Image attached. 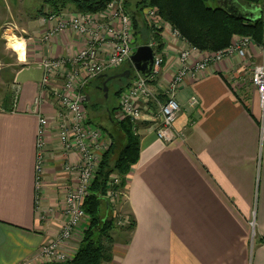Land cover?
<instances>
[{
    "label": "crops",
    "instance_id": "0c3cea01",
    "mask_svg": "<svg viewBox=\"0 0 264 264\" xmlns=\"http://www.w3.org/2000/svg\"><path fill=\"white\" fill-rule=\"evenodd\" d=\"M50 8L44 0H0V49H7L5 33L28 41L26 63L18 62L16 54L6 67L0 62V80L14 86L0 100V264L44 263L40 249L62 228V208L73 178L63 164L78 160L77 154L67 158L62 153L58 108L41 92V81L45 59L71 57L86 39L63 30L46 40L45 32L55 24L44 21ZM77 11L73 3L57 10ZM247 15L253 19L260 12ZM164 36L166 60L155 84L158 89L168 84L179 66L180 50L188 46L169 31ZM252 52L262 58L257 46ZM200 57L195 52L192 59ZM237 59L211 65L178 89L181 112L172 141L159 139L151 121L140 123L139 161L128 175L122 202L112 206L127 219L112 231V264H264V107L257 89L242 82L245 67ZM120 71L100 77L107 84ZM8 95L12 100L6 109ZM41 95L44 100L37 105ZM94 96L88 94V101ZM193 96L199 99L194 107ZM118 106L112 113L107 107L106 113L116 118ZM41 116L51 122L37 188ZM37 199L55 209L47 220L38 216ZM107 203L102 205L104 215ZM87 226L88 220L79 231ZM82 239L77 235L66 243L70 259Z\"/></svg>",
    "mask_w": 264,
    "mask_h": 264
},
{
    "label": "built area",
    "instance_id": "2783aa9c",
    "mask_svg": "<svg viewBox=\"0 0 264 264\" xmlns=\"http://www.w3.org/2000/svg\"><path fill=\"white\" fill-rule=\"evenodd\" d=\"M151 21H162L157 27L163 32L187 43L179 52V66L168 84L157 90L155 84L165 65L164 56L155 51V60L149 77L138 73L131 85L120 96L118 121L129 119L133 124L135 134L142 136L140 123L145 120L152 122L159 139L172 141L176 136L175 123L181 112V105L177 99V91L186 79H198L211 65L222 64L234 58H245L247 51L254 45L251 36H241L236 43L218 51H202L192 45L182 36L180 31L167 25L158 10L151 7L147 11ZM45 22H54L45 32L44 38L51 39L59 31L72 30L85 37L86 45L75 55L68 58H47L44 61L45 73L41 81V92L52 98L58 108V139L62 153L67 156L77 154L76 162L66 161L63 165L71 174L72 183L66 193L62 214L64 223L60 231L39 252V258L44 263H64L71 260L65 251L66 243L76 240V236L83 238L84 232L80 227L89 219L84 203L90 193L98 173L103 155L110 149L112 141L107 131L91 121L86 103L82 99V91L92 79L105 75L120 66L132 64L135 53L132 17L127 12L126 0H112L102 12H75L49 13L44 16ZM164 22V23H163ZM263 61L255 65L252 74V83L257 89L262 107H264V42L259 47ZM201 55L192 59L193 53ZM57 79L61 80L59 84ZM166 99L161 101V95ZM44 100L39 96L35 103L38 105ZM190 104L194 107L199 104L196 96L191 97ZM155 109H157L155 111ZM51 119L40 117V132L37 140L38 164L37 188L41 186L43 174V148L45 146L46 130ZM264 137V130H263ZM119 183V176H111L110 188L105 199L116 203L119 195H125V190L114 187ZM41 220H47L54 214V207H43L39 199L36 206ZM117 223L127 222L126 216L114 208ZM85 229V228H84ZM21 264H29L27 262Z\"/></svg>",
    "mask_w": 264,
    "mask_h": 264
},
{
    "label": "trees",
    "instance_id": "16d2710c",
    "mask_svg": "<svg viewBox=\"0 0 264 264\" xmlns=\"http://www.w3.org/2000/svg\"><path fill=\"white\" fill-rule=\"evenodd\" d=\"M46 1L55 10H58L59 6L73 3L80 12L97 13L102 12L112 0ZM208 1L142 0L141 2L139 1V4H141L142 8H146L147 6L156 8L164 21L169 22L174 28L178 29L190 45L202 51L213 52L225 49L229 46L235 34L251 36L258 44L263 43L264 0H244L259 8L260 15L253 19L241 12L229 0H223L225 6L215 8L210 6ZM134 18L137 21L136 14H134ZM136 25L137 23H135ZM159 41L161 42V39ZM164 47V42L155 47L157 54L161 53ZM103 79L105 80V78L98 77L97 80ZM123 79L127 80L128 77ZM129 86L119 88L115 94L121 96V93ZM93 87L96 89L94 91L96 99H94L95 97H91V101L96 100L97 108L100 98L97 86ZM11 100V95L5 98L4 104L6 105H4V108L8 109L11 107L9 106ZM114 106L111 109V113L116 110ZM89 114L92 115L91 113ZM99 117L101 119L107 117L108 120L113 122L112 128L103 124V128L112 135L110 137L112 145L103 155L98 173L85 200L84 208L89 215L88 226L84 230L83 239L78 250L75 251L74 257L68 264H112L115 243L114 238H112V231L118 226V223L116 216L112 213V206L115 203L113 204L109 200H106L105 195L111 187L110 182L113 174L119 176V183L114 188L120 191L126 189L128 175L133 165L137 164L140 158L141 136L135 134L131 121L129 119L118 121L114 117L111 118L107 113L105 115L101 114ZM116 130H118L119 134H117ZM122 199L123 195H119L117 201L122 202ZM104 203H107L109 207V212L106 215H102L101 213ZM131 224L134 225V222Z\"/></svg>",
    "mask_w": 264,
    "mask_h": 264
},
{
    "label": "rangeland",
    "instance_id": "374dc122",
    "mask_svg": "<svg viewBox=\"0 0 264 264\" xmlns=\"http://www.w3.org/2000/svg\"><path fill=\"white\" fill-rule=\"evenodd\" d=\"M139 1L141 2L142 0H126V9H127V12H129V14L131 15L132 22H133V33H134V37H133L134 39L133 40H134L135 51L137 50V48L139 46L144 45V44H149L151 46L153 45L155 48V47H158V45L160 43L164 42V45L166 46V43L164 41L165 31L163 32L160 28L157 27L158 25H160L162 23V21H160V20H158L157 22H155L154 20L150 21L147 17V11L151 8V6H147L146 8H142V6H140L141 4H139ZM229 1L234 6H236L241 12H243L245 14H248L251 11H256V10L259 11L258 7H256L253 4L247 3L244 0H229ZM44 2L49 4V2H47L46 0H44ZM127 3H128V6H127ZM208 4L214 8L218 7V6H225V2L223 0H209ZM55 12H57V10H55V8H53L51 6V8L44 13V16L49 14V13L52 14ZM77 12H79V11H77ZM134 14L137 15V18H136L137 21L134 18ZM135 23H137L136 26H135ZM166 24L171 25V24H169V22H167ZM155 29H157V30H155ZM241 36H247V35L235 34L233 36L230 44L236 43L239 40V37H241ZM173 37H175V36H173ZM175 38H177V37H175ZM160 39H161V42L159 41ZM263 42H264V40H263ZM260 45H261V43L258 44V42H256L254 40V45L251 48H249V50L247 51V55L244 56L245 58L238 57V59H237L238 63L240 62L239 65L245 67V72H244L242 82L245 83L246 88H248V89H252L255 87L253 85V83L251 82L252 81L253 68H255V65L260 64L262 62V58H261L260 54L257 56L252 55V53H253L252 48L255 46H257L259 48ZM1 46H3L2 43H1ZM0 51H2V53H1L2 55H0V60H1L0 62H2L3 67H4V65H5V67L7 66L6 65L7 62L14 61L15 53H13L11 50L2 48V50L0 49ZM164 51H165V47L163 48L162 52L160 53L163 56H165ZM165 58H166V56H165ZM4 69H6V68H4ZM116 70H121L120 74L121 73L123 74L126 71L130 70L131 75L128 77L127 80H124V79L119 80L118 77L115 78L113 81L106 84V86H107L106 88H108L107 90H105V85H104L105 80L104 79L103 80H97L98 78L92 79L84 88H82L83 89L82 99L86 103V107H87L88 112L91 113L92 116H94L97 123L99 124L98 126H100L104 131H105V129L100 125V122L102 124L108 126V127H111V128L113 126V122L108 120L107 117H104L101 119L99 117V115H101V114L105 115L107 112V107L112 108L116 104H119L118 107H120V100H119L120 96L115 94L116 91H118L119 88H122L123 86L127 87V85H131L132 79L138 74V72L136 71V69L133 67L132 64L120 66L118 69L113 70L110 76H113ZM95 85L98 88V94H99V98H100V100H99L100 103L98 104L97 108H96V103H95L96 100L95 101H93V100L88 101V98H87L88 94L95 95L94 91L96 89H95V87H93ZM9 88H11V89H9ZM13 88H14V86H12V85L10 86V84H6V83L4 84V82H2L0 80V100H1V95H3L5 92L9 93V91H12ZM90 89L94 90V91L90 92L89 91ZM157 90H159V89L157 88ZM106 94H107V96H106ZM159 98H161V101H164L166 99V96L164 94H162L161 97H159ZM94 99H96V97ZM156 110L157 109H155V111ZM107 134H108L109 138L112 137V135L109 132H107ZM103 205H105V204H103ZM101 213L104 215V207H102Z\"/></svg>",
    "mask_w": 264,
    "mask_h": 264
},
{
    "label": "water",
    "instance_id": "95a60500",
    "mask_svg": "<svg viewBox=\"0 0 264 264\" xmlns=\"http://www.w3.org/2000/svg\"><path fill=\"white\" fill-rule=\"evenodd\" d=\"M155 60V51L154 48L149 44L141 45L137 48L134 55L132 56V65L136 69L138 73H140L143 77H149ZM131 73L130 70L126 71L125 73L117 74L115 76H129ZM105 90L106 88V83ZM107 96V94H106ZM56 264H64V263H56Z\"/></svg>",
    "mask_w": 264,
    "mask_h": 264
},
{
    "label": "clouds",
    "instance_id": "9594fccd",
    "mask_svg": "<svg viewBox=\"0 0 264 264\" xmlns=\"http://www.w3.org/2000/svg\"><path fill=\"white\" fill-rule=\"evenodd\" d=\"M4 39L7 41L5 47L16 54L17 61L20 63H26L28 41L22 36H17L15 33L11 35L5 33Z\"/></svg>",
    "mask_w": 264,
    "mask_h": 264
},
{
    "label": "flooded vegetation",
    "instance_id": "af4514ba",
    "mask_svg": "<svg viewBox=\"0 0 264 264\" xmlns=\"http://www.w3.org/2000/svg\"><path fill=\"white\" fill-rule=\"evenodd\" d=\"M130 75H131V74H130ZM130 75H129V76H130ZM117 77L119 78V80H123V78H124L125 76H121V75H120V76H117ZM117 77H116V78H117Z\"/></svg>",
    "mask_w": 264,
    "mask_h": 264
}]
</instances>
